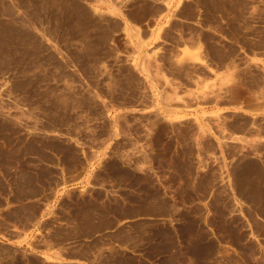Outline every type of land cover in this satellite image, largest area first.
Segmentation results:
<instances>
[{
  "label": "rangeland",
  "instance_id": "374dc122",
  "mask_svg": "<svg viewBox=\"0 0 264 264\" xmlns=\"http://www.w3.org/2000/svg\"><path fill=\"white\" fill-rule=\"evenodd\" d=\"M256 103L264 0H0V224L18 221L0 264H65L36 247L112 220L151 259L117 264H264L239 205ZM83 166L95 183L54 189Z\"/></svg>",
  "mask_w": 264,
  "mask_h": 264
},
{
  "label": "crops",
  "instance_id": "0c3cea01",
  "mask_svg": "<svg viewBox=\"0 0 264 264\" xmlns=\"http://www.w3.org/2000/svg\"><path fill=\"white\" fill-rule=\"evenodd\" d=\"M264 107L256 103L254 106L248 108L250 112H255L254 116L257 117L258 112ZM264 111V110H262ZM238 142L240 148L243 144L248 145L253 150L251 153L246 154L240 158L239 170L242 175L246 176V194H239L240 196V211L241 208H251L254 211V216L251 217L252 226H256L260 221H264V138H248V136L239 134ZM97 173H92L88 176L86 167L83 166L82 170L70 174H66L64 177L62 174L57 182V186L54 189H65L67 191L83 190L88 180L90 183H95ZM9 208L15 210L18 209V198H14L9 203ZM3 212V211H2ZM240 216H242L240 214ZM160 217V215H158ZM150 218H156L151 216ZM244 220L247 221V215H244ZM1 221V220H0ZM120 226V222L112 220V225L108 228L95 231L90 235L79 232L78 235H73L59 246L48 247H36L37 252L41 256H48L51 260L61 261L67 264H117L115 259L118 254L126 255L127 257H138L141 261H149L148 257L150 253L147 249H134L128 248L122 245L120 242L113 238L115 230ZM255 233L261 238H264V232L260 233L259 230L254 229ZM22 240V236H20ZM99 240H104V246H95L92 257H87L84 253L86 245L91 243H97ZM0 241L18 243V221L14 223H8L7 225L0 224ZM77 252L78 254H75ZM157 256L154 259L153 264H157L156 260L161 256L167 254V252H157ZM106 257V258H105Z\"/></svg>",
  "mask_w": 264,
  "mask_h": 264
}]
</instances>
